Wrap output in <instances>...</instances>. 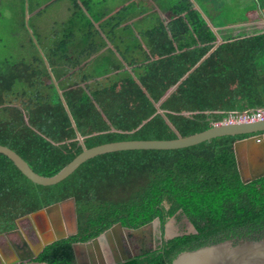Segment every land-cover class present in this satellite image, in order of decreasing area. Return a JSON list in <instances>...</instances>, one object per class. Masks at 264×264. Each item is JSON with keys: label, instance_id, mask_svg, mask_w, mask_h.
Returning <instances> with one entry per match:
<instances>
[{"label": "trees", "instance_id": "1", "mask_svg": "<svg viewBox=\"0 0 264 264\" xmlns=\"http://www.w3.org/2000/svg\"><path fill=\"white\" fill-rule=\"evenodd\" d=\"M108 1L13 0L8 21L0 0V26L13 38L3 53L0 37V145L36 173L56 175L83 146L186 137L264 107V30L218 32L264 13V0ZM250 136L103 154L52 186L30 181L0 154V235L74 199L78 233L19 264H76L75 244L156 219L157 246L151 236L119 264H173L184 251L264 239V176L245 183L235 152ZM173 217L196 232L165 240Z\"/></svg>", "mask_w": 264, "mask_h": 264}, {"label": "water", "instance_id": "2", "mask_svg": "<svg viewBox=\"0 0 264 264\" xmlns=\"http://www.w3.org/2000/svg\"><path fill=\"white\" fill-rule=\"evenodd\" d=\"M26 14L28 15V10L26 11ZM26 19L28 20V16H26ZM236 135H251L249 138L235 143L238 167L243 181L247 183L263 177L264 168L258 173L245 179L242 169V158L239 153V146L243 142H251L256 148H258V151H260V156H264V120L248 123L243 122L214 125L205 131L186 137L178 135L176 139L171 140H126L101 144L92 148H86L83 146V151L78 156H76L60 172L51 177L42 176L36 173L17 152L7 146L0 145V154L7 156L30 181L42 186H52L68 178L88 160L103 154L129 150L183 149L218 137ZM79 139L82 143L83 138L79 137ZM68 203L72 205L74 230L71 231V228H54L53 233H51L49 237L43 239L40 244L34 246L30 251L21 255L19 254V256H17V258L14 260L5 261L2 264H19L28 262L37 258L44 251L46 246L56 241L76 235L78 233V223L74 199H69L56 205L47 207L39 212L27 216L26 218L36 219L38 216L50 214L53 209L61 208L64 204ZM155 222L160 221L156 219L151 224ZM19 223L20 222H18V226ZM189 224L194 229L192 233H195L196 231L194 226L190 222ZM143 228H140L139 230H143ZM134 231L137 230L125 228L119 223L89 242L75 244L74 250L77 264H119L136 256H129L124 251H122V249H120L121 251L118 250V247L115 246V243H112V238L110 237L112 234H114L115 237L119 239V235L122 234V232L127 233ZM189 233L191 232L186 234ZM176 236H165V239L169 240ZM77 247L83 248V251L81 253L78 252ZM82 258L86 259L87 263H85ZM173 264H264V239H241L238 242H235L234 240H226L217 244L199 248L194 251H184L174 259Z\"/></svg>", "mask_w": 264, "mask_h": 264}, {"label": "rangeland", "instance_id": "3", "mask_svg": "<svg viewBox=\"0 0 264 264\" xmlns=\"http://www.w3.org/2000/svg\"><path fill=\"white\" fill-rule=\"evenodd\" d=\"M6 3H4V8L6 7V12L5 15L8 17V21H11V16H12V10H11V4L13 0H5ZM39 2H45V3H50L52 0H38ZM98 1V0H96ZM108 1V0H107ZM126 1L128 0H109L108 3H110V6L112 8H118L120 6H122ZM140 1V0H137ZM3 8V9H4ZM262 15L264 16V13H262ZM258 16V15H257ZM259 18L256 17V20H261V16H258ZM263 20V19H262ZM217 25H220L221 22H217ZM264 29V24L260 26V29ZM257 27H252V26H248V25H238V26H233V27H226V26H219L218 28V32L221 36H237L239 34H246V33H250L253 30H257ZM8 28L5 27H1L0 26V37H2V45L5 47H7V49H2L1 51L3 53H6V51H9L11 49V47L13 46V38L11 37V35L7 32ZM10 31V30H9ZM257 159H261L260 158V151H258V148L254 147V150L252 151V153L250 154V163L255 164ZM244 161H248L247 157H244ZM248 161V162H249ZM246 170V166L244 168ZM244 173V177L245 179H247L249 176L247 174V172H243ZM62 208V207H61ZM64 209V214L66 216H68L70 218L71 221V231L74 230V221H73V213H72V205L70 203L68 204H64L63 205ZM59 209V211H58ZM59 213H61L60 208H56L53 209L51 211V213L49 214L50 217H48L46 214L45 215H41L37 217V220L39 221H45L47 220V218H50L51 221H55L59 217ZM26 230H28L27 228H29L31 226L30 221L32 219H27L26 218ZM73 227V228H72ZM59 229V228H57ZM61 229V227H60ZM194 229L192 228V226L189 224V222L186 220L185 217H180V219H177L175 217L171 218L165 226V236L166 237H171V236H176V235H182L188 232H193ZM143 234L144 235V239L147 241H150V237H155L156 241H152L151 244L149 243L148 245L152 246V247H156L158 244V240H159V236H160V232H159V223L155 222L153 224L147 225L144 229H143ZM135 234V233H134ZM151 234V235H150ZM134 236V235H133ZM112 239L115 238V235L112 234L110 236ZM135 239L140 237V234L136 235L135 234ZM138 253V250H137Z\"/></svg>", "mask_w": 264, "mask_h": 264}, {"label": "flooded vegetation", "instance_id": "4", "mask_svg": "<svg viewBox=\"0 0 264 264\" xmlns=\"http://www.w3.org/2000/svg\"><path fill=\"white\" fill-rule=\"evenodd\" d=\"M260 158L261 159H257L255 164H252L250 162H247V163L245 162L244 166H246V170L242 168L243 172H247L249 177L251 175L258 173L260 171L259 168L261 169V167L264 165V156L263 157L260 156ZM251 166L253 169L255 168L256 170L251 169L250 168ZM58 211H59V209H58ZM60 211H61V213H59V217H58L60 219H57L54 222L52 221V223H53L52 227L55 229L63 227V220H62L63 218H65V220L67 219L70 221V218L64 214V211L61 208H60ZM158 223H159V232H160V236L158 238L161 239L162 236H161V231H160V222H158ZM30 224H31V226L29 228H27L28 230H26V228L24 229V233L27 237L26 241L23 242L21 239H19L18 241H13V245L15 246V250H11V251L7 252V255H12L15 251H18V250H20V252H22V251L24 252V249L28 245L31 246L32 248L34 246H37L38 244H40L42 242L43 239H46L47 237H49V235L51 234V231L53 230V229L50 230L51 227H49V224H47L46 221H41L40 225H38V226H36L35 224L33 225V223L31 221H30ZM142 231L143 230L137 229V231H134V232H127V233L122 232V234H120L121 236L119 235V239L115 237L116 239L112 240V243H115V246L118 247V250L122 249V251H124L129 256L130 255H137L138 254L137 250L139 251L141 243H143L145 241L144 235H142L143 234ZM134 233L136 235L140 234V237L135 239ZM152 238H153L152 239L153 241H156L155 237H152ZM163 238L165 239V233H164ZM77 250H78V252L81 253L83 251V248L77 247ZM82 260H84V262L87 263L86 259L82 258ZM76 264H77V260H76Z\"/></svg>", "mask_w": 264, "mask_h": 264}, {"label": "crops", "instance_id": "5", "mask_svg": "<svg viewBox=\"0 0 264 264\" xmlns=\"http://www.w3.org/2000/svg\"><path fill=\"white\" fill-rule=\"evenodd\" d=\"M259 15L261 16V20H256V17L259 18L258 17ZM258 16L255 15L251 22L246 23V24H241V25H248V26H252V27H257L258 28L257 30H253L250 33L263 31L264 29L263 28L260 29V26L264 24V16L262 15V13L258 14ZM254 147H255L254 144L251 143V142H243L239 146V153H240L241 158H242L241 162H242V168L243 169L245 168V166H244L245 162L247 163L249 161L250 154L254 150ZM244 157H247L248 161H244ZM250 168L253 169L252 166ZM263 168H264V165L261 167V169H263ZM261 169L259 168V170H261ZM61 209L64 211L65 208L62 207ZM47 216L50 217L49 214H47ZM62 220H63V227H61V228L70 229L71 228V224H70L71 222L69 220H67V219L65 220V218H63ZM45 221L47 222V224H49V227H51L50 230L54 229L52 227L53 223H52L50 218H47V220H45ZM31 222L33 223V225L35 224L36 226H38V225H40L41 221L37 220V218H36V219H32ZM25 227H26L25 224L23 225V224L19 223V226H18L16 231H14L12 233L0 235V264H2L5 261H12L15 258H17V256H19V254L21 255V254L25 253V251L28 252V251H30L32 249V247L28 245L24 249V252L23 251L20 252V250H18V251H15L12 255H7V252H9L11 250H15V246L13 245V240L10 237L11 234H16L19 237V239H21L23 242L26 241L27 237H26V235L24 233ZM51 233H53V230L51 231ZM114 239H116V238H114ZM114 239H112V240H114Z\"/></svg>", "mask_w": 264, "mask_h": 264}, {"label": "built area", "instance_id": "6", "mask_svg": "<svg viewBox=\"0 0 264 264\" xmlns=\"http://www.w3.org/2000/svg\"><path fill=\"white\" fill-rule=\"evenodd\" d=\"M264 120V107L256 109H248L242 113L231 112L229 115L222 121L215 123L214 125L219 124H234V123H248Z\"/></svg>", "mask_w": 264, "mask_h": 264}]
</instances>
